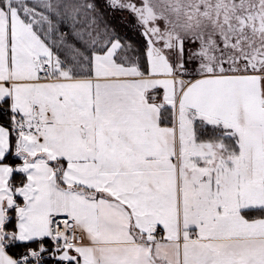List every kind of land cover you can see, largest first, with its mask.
I'll list each match as a JSON object with an SVG mask.
<instances>
[{"label":"snow or ice","instance_id":"1","mask_svg":"<svg viewBox=\"0 0 264 264\" xmlns=\"http://www.w3.org/2000/svg\"><path fill=\"white\" fill-rule=\"evenodd\" d=\"M0 264H264V0H0Z\"/></svg>","mask_w":264,"mask_h":264}]
</instances>
